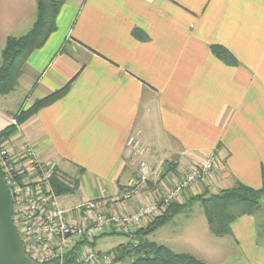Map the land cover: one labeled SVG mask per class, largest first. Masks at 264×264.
Wrapping results in <instances>:
<instances>
[{"label":"crops","instance_id":"obj_1","mask_svg":"<svg viewBox=\"0 0 264 264\" xmlns=\"http://www.w3.org/2000/svg\"><path fill=\"white\" fill-rule=\"evenodd\" d=\"M35 15V0H0V52L8 38L28 33ZM134 31L147 40H135ZM213 46L237 65L222 63ZM69 83L65 96L0 142L16 151L27 141L40 162L75 185L59 196L64 209L122 190L138 163L126 150L132 135L150 148L145 160L152 169L171 170L130 200L116 202V215L161 200L212 154L217 167L170 204L183 205L204 192L216 195L237 182L261 187L264 0H65L56 31L26 59L14 92L0 97V132L20 111ZM75 194V203L68 204ZM260 207L234 221L231 236L222 238L210 234L203 212L192 217L187 208L162 227L184 218L179 239L156 240L160 228L148 240L203 264H264ZM155 219L97 239L120 235L126 242L118 245L129 243Z\"/></svg>","mask_w":264,"mask_h":264},{"label":"built area","instance_id":"obj_2","mask_svg":"<svg viewBox=\"0 0 264 264\" xmlns=\"http://www.w3.org/2000/svg\"><path fill=\"white\" fill-rule=\"evenodd\" d=\"M12 125H16L12 121ZM129 156L138 159L133 176L122 190L111 197L87 201L64 209L54 189L53 179L71 187L58 177L56 169L39 161L32 146L24 141L16 151L0 145V170L12 202V223L19 235L25 256L33 264H116L115 248L102 252L93 242L116 229L127 233L132 227L155 219L170 203L200 182L217 167L215 154L193 165L182 181L159 202L138 209L130 215H116L112 206L125 202L147 188L152 179L161 180L162 168L152 169L145 157L150 148L135 136L126 141ZM133 245L136 242L133 241Z\"/></svg>","mask_w":264,"mask_h":264},{"label":"trees","instance_id":"obj_3","mask_svg":"<svg viewBox=\"0 0 264 264\" xmlns=\"http://www.w3.org/2000/svg\"><path fill=\"white\" fill-rule=\"evenodd\" d=\"M36 15L33 26L28 33L19 38H8L0 52V95H8L14 91L21 75L24 62L30 54L44 46L48 38L56 31V19L65 0H35ZM132 36L137 41H146L142 32L134 31ZM212 54L227 66H236V60L223 48L211 47ZM70 83L48 97L37 100L33 105L14 116L15 126L11 125L0 132V142L8 140L23 122L50 106L66 95ZM168 171L170 168L167 166ZM54 189L58 196L71 193L75 185L69 187L53 179ZM264 197V178L259 189H252L241 183H235L231 189L221 190L216 195L205 192L191 198L187 203L169 205L162 217L153 220L145 229L135 233L131 242L115 248V263L125 259L132 264H203L188 254H177L148 240L154 232L169 223L175 216L183 213L193 204L199 203L206 219L208 230L216 238L231 236V224L243 216H251L259 209V202ZM133 241L136 245H133Z\"/></svg>","mask_w":264,"mask_h":264},{"label":"water","instance_id":"obj_4","mask_svg":"<svg viewBox=\"0 0 264 264\" xmlns=\"http://www.w3.org/2000/svg\"><path fill=\"white\" fill-rule=\"evenodd\" d=\"M165 172L168 171L164 166ZM12 202L0 170V264H33L12 223Z\"/></svg>","mask_w":264,"mask_h":264},{"label":"rangeland","instance_id":"obj_5","mask_svg":"<svg viewBox=\"0 0 264 264\" xmlns=\"http://www.w3.org/2000/svg\"><path fill=\"white\" fill-rule=\"evenodd\" d=\"M12 92H14V91H12ZM4 96H7V95H0V97H4ZM76 197H77L76 194L69 196V198L67 200L68 204L75 203ZM155 199H157V198L155 197L154 200H152L148 204H151L152 202H154V203L159 202V200L156 201ZM62 200H64V198L63 199L60 198L59 203H60V201L62 202ZM260 205L264 206V197L260 200L259 209L261 208ZM60 206L63 207V206H67V205H64V203L62 202L60 204ZM189 210L192 213V217H198L200 215H203L202 209H201V206L199 205V203H195L193 206L190 207ZM163 214H164V212L161 215L157 216L156 218L162 217ZM184 228H185L184 227V218H180V220H178V222L175 225L167 226L165 228H162L158 232H156V240H163V241L168 240V241H170V240H173V238L179 239L180 238L179 236H181V234H183V232H184ZM120 241L126 242V237L120 236V235L104 236V237L96 240L94 249L98 250V251H102V252H108V251L116 248L118 245V242H120ZM128 242H131V239H129ZM130 263H132L131 260L125 259L122 262H119L116 264H130Z\"/></svg>","mask_w":264,"mask_h":264}]
</instances>
